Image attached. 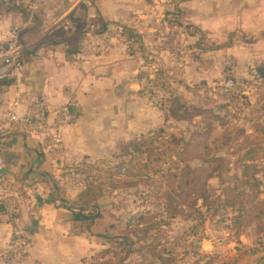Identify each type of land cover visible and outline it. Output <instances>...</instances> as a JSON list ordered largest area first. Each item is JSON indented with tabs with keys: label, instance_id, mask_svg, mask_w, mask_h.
<instances>
[{
	"label": "crops",
	"instance_id": "0c3cea01",
	"mask_svg": "<svg viewBox=\"0 0 264 264\" xmlns=\"http://www.w3.org/2000/svg\"><path fill=\"white\" fill-rule=\"evenodd\" d=\"M170 1L0 0V42L31 13V27L37 29L23 40L20 73L0 85V264H6L11 238L10 200L33 236L29 264H87L86 258L101 248L105 241L92 227L88 231L73 221L70 210L60 204H69L83 185L71 197L59 196L56 191L64 183L59 175L84 160L111 155L121 143L162 130L168 120L164 106L151 101L152 79L167 76L175 99L194 103L191 85L214 86L210 77L225 66L243 77L264 67V0H174L171 19ZM122 27L135 35L132 52L119 36L125 37ZM212 43L225 45L206 46ZM140 56L158 63L160 71L152 77L142 72ZM174 63L171 71L166 69ZM176 68L178 80L168 76ZM16 98L20 115L38 104L51 112L68 105L75 119L60 125L51 115L35 126L7 121ZM215 105H191L195 109L190 116L196 120L200 107L210 110ZM244 119H239L243 127ZM205 124L206 145L223 140L230 125L217 117H207ZM226 184L220 179V186ZM103 202L98 200L100 208ZM248 227H242L238 242L243 249L255 244V261L264 263V229ZM200 246L211 250L212 242L202 240Z\"/></svg>",
	"mask_w": 264,
	"mask_h": 264
},
{
	"label": "rangeland",
	"instance_id": "374dc122",
	"mask_svg": "<svg viewBox=\"0 0 264 264\" xmlns=\"http://www.w3.org/2000/svg\"><path fill=\"white\" fill-rule=\"evenodd\" d=\"M174 3V0L170 1V6H173V10H167V13L171 14L169 16L170 19L174 16ZM216 45V43H212L206 46L214 47ZM180 50H182V48H180ZM181 55L183 54L180 51L179 56ZM198 60L202 62V60ZM180 62L182 63V61ZM251 62L256 64L261 63L255 61ZM175 63L172 66H167L166 69L171 71V68L178 62ZM225 67L226 69L224 72H219L210 77L214 83L211 85L214 86L202 85L200 82L191 85L190 94L194 96V103L191 101L188 102V98H181L177 101L175 98L178 96H173L172 93L174 86L171 85L169 81L170 78L164 75L166 77L162 82L167 84V86L165 85L166 87L163 88L159 87V90H163L168 96L164 104L166 120H168V122L162 128V135L165 142L161 145L157 143L160 148L155 150L154 154L148 158L149 166L147 169L138 170L135 165L132 170L133 173H138V175L150 174L153 175V177H160L163 179L165 178L164 169L166 166L183 167L187 165L192 168L199 165H209L211 169L210 175L212 176L208 183H206V179L210 175L203 181L204 189L201 193H205L210 198L214 197L215 193H219L221 187L220 179H223L225 183H231L235 178L238 179L240 177V169L235 164L237 155L242 152L243 148L253 146L259 142H264V129L262 128L264 126V80L256 70L251 73L249 72L248 76L243 77L235 76V74L229 71V68H227L228 66ZM177 69L178 68H176L173 73L170 72L171 74H168V76L174 75V79L178 80L180 71ZM229 77L233 78L235 82L232 96L225 95L222 92L223 83ZM212 87H214L215 91H212ZM210 102L211 104L213 102L216 104L214 109L205 110L200 107L202 111H195L200 118L194 120V118L190 116L194 113L192 109H195V107L192 108L191 105L195 106L196 104L197 107L198 105L206 106V103L208 104ZM176 115L178 117H176ZM212 116L214 118L217 117L221 122H229L230 125L228 129L235 131L238 137L236 139H231L227 144H223V140L219 138L211 145H206L205 140L208 135L206 134L207 124H205V122L207 117L212 119ZM239 119L246 120L247 125L243 127V123L240 122V124ZM170 136L178 138L179 141L177 145L168 142ZM180 152H183V154H179ZM114 153L111 155L92 157L80 162L78 166H71L68 170L61 172L59 176L64 183L58 187L56 193L59 196L71 197L76 186L82 184V178L86 175L85 173L94 175L93 180H96L97 183L107 182L108 175L106 172L113 168L112 165H114L117 159ZM215 155L218 156L216 157ZM219 155L222 156L220 157ZM216 158H220L221 160H214ZM163 161L165 163H162ZM208 161L210 163H208ZM261 166L262 162H259L258 167ZM158 167L163 169V172L156 174L154 170H157L155 168ZM114 172H116L115 169ZM114 174H116V176L119 175L118 172ZM125 177L124 174L120 176V178L127 181L124 185L126 187L121 189L117 188L112 190L106 184L104 185L106 191L105 197L99 199L104 201L102 205L103 208H100L103 218L95 226H92V233H103L105 231V233L122 235L120 230L124 228L122 225L129 220V217L138 211H158L156 200L153 199V195L150 193L152 190L150 186H152L155 181L147 179L146 177H141L131 182V180ZM165 179L169 181V179ZM139 191L144 193L145 197L143 196V199L136 194ZM141 199L143 201H141ZM218 201L219 199H216L215 203ZM185 203L188 204V200L185 201ZM197 203L199 204L200 200H198ZM232 214L231 212L224 213L223 211L217 212V214H210L201 225L193 229H190V225H192L194 221L190 219L185 220L182 217L169 219V225L160 227L162 231L159 240L162 241V245L157 251L161 258L148 256L146 262L153 264H264L263 262L255 261V259H258L256 258L258 256H255L256 253L254 250L256 248L259 249L257 246H254L255 244L250 246H248V244L247 248L243 249L244 247L240 246V243L234 239L233 230H231V222L225 219L226 215L231 217ZM157 218H161V216ZM109 223H112L114 227L108 228L107 225ZM255 225L258 231L263 230L264 219L256 221ZM255 225L249 221L243 222L244 228L249 226L248 231H252ZM134 232L138 233L139 231L137 230ZM263 237L262 240L260 238V242L262 243H264ZM101 239L104 241L103 238ZM131 239L135 242V246H137L136 234L135 236H131ZM202 240H209L212 242L211 250H203L201 248L200 242ZM108 247L107 243L103 242L99 250L86 258V263L102 264L108 263L109 258L114 259L115 257L111 252L105 253L104 256L101 255ZM163 248L171 253L162 252ZM142 251H144V249ZM139 259L138 255L133 254V262L140 261Z\"/></svg>",
	"mask_w": 264,
	"mask_h": 264
},
{
	"label": "trees",
	"instance_id": "16d2710c",
	"mask_svg": "<svg viewBox=\"0 0 264 264\" xmlns=\"http://www.w3.org/2000/svg\"><path fill=\"white\" fill-rule=\"evenodd\" d=\"M31 23L25 27L18 28L16 34L19 40L23 41L24 38L31 37L35 34L37 29L31 27ZM121 31L128 39L135 37L129 28L122 27ZM51 44L49 42L47 46ZM224 45L218 46L221 47ZM20 59L23 62L22 53ZM151 81L154 82L156 88L167 86L159 76ZM262 128L264 129V126ZM162 132L159 129L147 137L121 143L118 146V150L114 153L117 159L114 165H112L113 168L106 172L108 175L107 182L97 183L96 180H93L94 175L85 173L86 175L82 178L83 187L79 190L75 199L71 200L69 204L64 201L60 202L62 206L70 210L72 220L83 223L85 229L89 231L103 217L98 200L105 197V184L112 190L126 187L124 185L127 181L120 178L123 174L131 182L141 177L155 181L150 186L152 190L150 187L149 189L151 190L150 193L153 195V199L156 200V205L158 206L157 212L149 210L138 211L122 225L124 226L120 230L122 235L105 233V231L94 234L103 238L107 246H109L101 255L104 256L105 253L111 252L115 257H113L114 259L109 258L108 263L102 264H153L147 263L146 260L148 256L161 258L157 251L162 245V241L159 240L162 231L160 227L169 225V219L175 217H182L185 220L190 219L194 221L190 225V229H193L201 225L210 214H217L220 211L224 213L231 212L233 213L232 216L228 217L226 215L225 219L231 222V230H233V236L236 241H238L243 222L259 221L264 218V197H262L264 193L262 185V180L264 179V142L246 147L237 155L235 164L240 169V177L238 179L235 178L231 183L222 185L219 193H215L214 197L210 198L205 193H201L204 189L203 181L211 173L209 165H199L192 168L187 165L183 167L166 166L164 169L165 178L169 179V181H166L165 178L153 177L150 174L138 175V173L132 172L135 165L138 170L148 168V158L154 154L155 150L160 148L159 145L165 142ZM237 137L238 134L235 131L227 128L223 135V144H227L231 139H236ZM178 141V138L175 136H170L168 140V142L176 145ZM157 143L160 144L158 145ZM179 154H183V152ZM8 159L5 158L7 163ZM214 160L218 161L221 159L216 158ZM259 162H262L261 167H258ZM162 163L165 162L163 161ZM208 163L210 162L208 161ZM158 168H155L157 170L153 169L154 173L163 172V169ZM114 169L119 173V177L114 174L116 173ZM136 194L142 199L143 196L145 197L141 191ZM142 199L141 201H143ZM216 199H219L217 203H215ZM187 200L188 204L185 203ZM198 200H200L199 204L197 203ZM158 216H161V218H157ZM107 226L108 228L114 227L112 223H109ZM137 230L139 232L135 233L134 231ZM134 233L137 237V246H135V242L131 239V236H135ZM143 249L144 251H142ZM162 250V252L171 253L164 248ZM133 254L138 255L140 261L133 262Z\"/></svg>",
	"mask_w": 264,
	"mask_h": 264
},
{
	"label": "built area",
	"instance_id": "2783aa9c",
	"mask_svg": "<svg viewBox=\"0 0 264 264\" xmlns=\"http://www.w3.org/2000/svg\"><path fill=\"white\" fill-rule=\"evenodd\" d=\"M32 13L28 16L25 23L21 27H25L31 23ZM16 27L11 31V37L0 42V85L1 82L10 76H18L20 73L23 62L20 59L21 50L23 48V41L19 40L16 34L18 28ZM123 38L126 47L129 52L136 49L135 43L130 39L119 35ZM139 69L151 75L160 71L158 63L150 60H146L144 57H138L137 59ZM235 82L233 78L229 77L223 83L222 92L225 95H233V86ZM151 99L157 105L163 107L166 103L167 94L160 88H156L154 85H150ZM18 103L19 99L16 98L11 109L7 113V121L18 123L22 126H35L42 125L52 115L55 122L58 124H68L74 121L75 114L69 109L68 105H63L54 111L47 110L44 106L38 104L32 107H28L24 114H18ZM4 164L0 160V171L3 169ZM7 207L10 213V229L11 238L8 244V256L6 264H29L30 251L33 242V236L31 231L22 223L18 216V208L12 200L8 201Z\"/></svg>",
	"mask_w": 264,
	"mask_h": 264
},
{
	"label": "water",
	"instance_id": "95a60500",
	"mask_svg": "<svg viewBox=\"0 0 264 264\" xmlns=\"http://www.w3.org/2000/svg\"><path fill=\"white\" fill-rule=\"evenodd\" d=\"M258 72H259L261 78L264 79V67L258 68ZM0 207L2 208V205H0Z\"/></svg>",
	"mask_w": 264,
	"mask_h": 264
}]
</instances>
